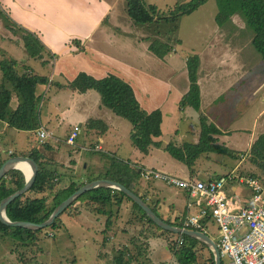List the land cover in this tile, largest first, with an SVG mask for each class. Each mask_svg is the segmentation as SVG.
Segmentation results:
<instances>
[{
    "label": "crops",
    "instance_id": "1",
    "mask_svg": "<svg viewBox=\"0 0 264 264\" xmlns=\"http://www.w3.org/2000/svg\"><path fill=\"white\" fill-rule=\"evenodd\" d=\"M9 1H12V4L11 7H9L10 13H8L12 14V16L14 17L12 18L19 24L36 32L43 43L48 47V49L56 55V58H54V60L50 62V64L53 63V66L51 67V71H49L48 73L42 71L41 68H44L46 66H43L40 61H34L35 64L39 63L38 67L32 65L33 68L35 70H38L40 74L50 76L51 84L41 85L39 87L38 93L41 96L46 94L45 97H42L40 103L41 124L39 128L42 127L48 130L51 136L48 137L49 139H41L37 134V130L39 128L33 131L20 130L14 127H10L7 121L0 119V151L2 152L0 153V157L6 160L11 157L10 155L12 152H15V149H3L2 147L1 138H4L11 128L12 131L16 132L17 134L32 135L31 138L29 136L30 141L28 140L29 143H26V149L21 153L27 155L33 149H37L46 157H50L54 164L49 167L54 170L56 169L58 177L55 179V182L59 181L60 183H58V185L60 184V186L62 187L68 186L72 180L77 184L83 183L84 185L88 182L96 180L93 177L97 175L102 176L103 174H105L109 170L108 168L111 165L113 159L128 162V164L132 168L136 167L137 169H156L155 167H150L148 165L139 163V161H132L130 158L137 159V155H133V153L129 151L126 155L128 156V158L125 157V155L121 156L118 153L117 155H115L116 152L120 151V145L123 143V140L117 137L113 139L111 146H109L111 150L105 151V147L100 143V140L101 137L108 132L111 124H115V126L120 131L124 132V136L126 138L131 137L133 126H128L126 122H124V120L120 118L117 119L110 112L103 113L100 99L95 100V98H92L96 96L95 94H91L89 92L90 90L86 92H80L81 94L77 95L72 91V88L64 87L67 89L66 91L62 92L61 96H58V104L60 105V107L62 105L65 109L61 107L60 111H58V108H56L55 104L51 103L50 95H48L47 90L49 86L55 83L67 84L69 81H72L80 72H86L96 78L105 77L109 73H115L122 77L123 75H130L131 73L136 72V70L138 69L134 66L138 68L139 66L137 64H134V60H131L130 57L133 55V47L129 52L127 49L130 43L133 44L134 50L139 48V45L135 46L134 40H136L135 42H137V44H140V38L139 36H134L132 40H130L128 39L129 36H126V31H124V29L127 28V24L131 25L130 18L126 17V22L125 20L118 18V16L115 15V3L111 2L110 0ZM0 3L2 4L3 1L0 0ZM14 11L16 12V16L13 15ZM236 16L241 18L239 14H235L232 16L234 17V19L231 18V20L235 23H238ZM2 22L3 21L1 20L0 24H2ZM3 23L6 27V22ZM125 23L127 24L125 25ZM240 23L243 24L244 20ZM1 27L2 26H0V29ZM9 32L11 33L10 30ZM122 32H124V36H119ZM0 34L3 35L0 36L1 45L4 39L7 42H14L15 40H17L16 36H8L1 31ZM12 34L13 33H11L10 35ZM237 40H240V38H237ZM245 43L247 44L248 41L246 40ZM1 45L0 47L3 48ZM20 46L21 45H19V47ZM145 48V52L149 53L150 50H148L146 46ZM3 49L6 50L10 55H14V53H12V51H10L7 47ZM231 62L228 61L227 63ZM234 63H231L230 65L233 66ZM222 64L228 66L225 63ZM24 65L25 61L22 62L21 66ZM141 70L143 71V69ZM129 82L133 86L134 90L136 89V96L144 109H146V107L144 106V102H152L154 98L159 95V91L153 89V83L148 79L139 84H135L131 81ZM186 84L187 85L183 89H180L178 91V110H180V101L182 99V96L189 87L188 82ZM171 88L169 89L170 92L172 91ZM234 89L235 87L232 85V83L227 87L228 91H231L233 95H236V92H233ZM240 96L241 94L239 95V97ZM15 98H17L18 101L20 100V98L17 96H15ZM74 98H76V101L78 99H80L81 101V106L80 108H77L78 111L75 114L76 116L84 118L83 123L79 121L78 123L74 122L73 124L69 125L70 123L68 122H59L64 120L66 118V115L73 110L72 99ZM91 100H94V105L96 104V106L94 107L91 113L92 115H90L89 119L99 118L104 120V122H106V124L108 125V129L103 133H100L95 129L86 127V124L89 120L87 119L86 112L87 109L90 108L88 104ZM167 100L168 98L164 99V104L167 102ZM162 106L163 105H159L150 110L146 109L148 111H151L160 108L163 112L162 135L159 137H154V140L156 142H159L161 145H153L150 148L149 153L144 154L137 148H135L132 143L133 147L141 154L160 156L163 155L164 152L168 153L164 149V146L172 141V139L170 138L173 137L175 140V137L179 132L177 129L178 125H176L173 129V134L171 133L169 134V137H165L163 124L165 122L166 115L164 114ZM16 107L17 105L15 106V108ZM14 109L10 110V112ZM263 111L264 107L261 109L260 113H262ZM168 116L175 117L176 113L168 112ZM209 121L215 123L211 119H209ZM65 125L67 126L63 127ZM76 125H79L81 127V131L76 137L74 143L70 144L67 140L72 134V128ZM216 125L223 132L222 134L215 135V137L218 139V143L221 145H225L234 155L228 152H207L206 154H202L198 157L192 169L189 167L186 168L185 166L180 167V170L183 173L186 172V176H179L172 173L168 174L183 178H199L205 181L216 179L218 176H229L231 174L236 175L237 173L239 174L238 169L244 164V161L246 159L242 154L250 150L252 142L259 134H257L256 132L254 133L253 129L250 131L251 136L248 147L245 151H243L241 149H236L239 147L228 146L225 143V140H223V138L225 137L224 135H229L227 136L229 139L228 142L231 141L230 143H232L233 145L237 144L238 140H236V135L234 133H238L239 130H241L240 128L236 127V129H234L236 131H233L231 128L221 127L218 124ZM223 126H228V124H225ZM186 132L189 133V131ZM195 133L196 131L194 132V134ZM85 135H87L88 142H86L85 140ZM93 138L96 140L94 141ZM195 138L196 136L193 135L189 141L180 139L177 142L175 141V143H196L197 141ZM61 143L68 144L70 146L69 151H64ZM113 150L115 151V154L111 152ZM94 152H102V155L105 156V158H108L106 160V163H103L98 157L92 155ZM214 154H221L222 156L215 157ZM233 162L234 165L230 170L225 172L220 171V166L223 167ZM202 175L206 176L207 179L201 178ZM102 178L106 177H101L100 179ZM156 180L154 179L144 181L138 178L137 181H132V183L134 182L133 191L138 195L145 197L148 204H157L159 213L161 212V214L168 219H175L180 214H183L180 213L178 215H174V212L172 211L173 203L175 201H181V203L184 204V211H186V209H188L187 203L189 200L187 192L179 188L182 193L174 192L173 197L167 195V198H164L166 195L165 193L158 190V186L154 182ZM227 187L228 189L226 193L229 192L227 193L228 199L233 203L234 206L240 207L249 203L251 192L246 185L230 180L226 184L225 189ZM179 197L184 198L179 199ZM120 207L118 205L113 206L114 216L109 221L104 215L102 216L86 212L83 206L81 207V213L79 215H76L77 217L80 216L79 218L81 219V224L78 226V232L80 234H86V237L83 236L82 238L84 240V243H90L98 246L99 250H97V252L95 251L94 257L96 258V260L98 259V261L99 259L102 260L99 261V264L116 263L117 261L115 257L117 256L118 249H123L125 253H128L130 249V252L136 254L137 258H134L133 261L129 262V264H140L143 260H145L146 263L148 262V264H174L172 261L174 258L171 251L169 250V246L166 243L165 237L159 235L149 237L146 230L147 226L143 224L144 221L142 220L130 223V217L136 212V209H133L131 202L124 200ZM123 207L125 208V210H123ZM72 209L71 211H73ZM194 209L196 210L197 208L195 207ZM122 211L124 212L122 213ZM71 215L74 216L73 214ZM123 218L127 219V225H123V221H120ZM127 256L128 254L124 256L125 264L127 261H129V258Z\"/></svg>",
    "mask_w": 264,
    "mask_h": 264
},
{
    "label": "trees",
    "instance_id": "2",
    "mask_svg": "<svg viewBox=\"0 0 264 264\" xmlns=\"http://www.w3.org/2000/svg\"><path fill=\"white\" fill-rule=\"evenodd\" d=\"M208 0H189L184 3H177L174 8L162 12L155 4L147 3L146 0H127V12L131 19L142 27L149 28L154 25L168 26L172 34H176L179 29L180 19L184 15H189L197 10ZM219 11L216 15V22L222 26L229 21L233 15L239 14L243 16L248 25L253 29L254 36L252 45L261 54L264 60V0H217ZM0 16L5 19L8 29L14 35L18 36L16 43L21 45L32 60L41 61L43 66L56 58L48 47L40 39L39 35L16 22L2 7L0 3ZM165 26V27H166ZM175 36H169V40H173ZM178 41V40H177ZM152 51L161 56V48L158 43L151 46ZM201 59L196 53L188 56L186 65L188 73V90L182 96L180 101V109L192 107L196 111L201 110V86L199 83V68ZM19 62L13 58L6 50L0 47V70L2 77L0 81V119L8 122L10 127L20 130H36L40 127V103L42 96L38 93L41 85L51 84L50 76L38 73L33 66L25 62L20 70ZM58 86L64 88L69 87L79 92H86L90 89L98 91L101 97V102L104 106L110 108L117 115L127 119L133 126L131 135L132 143L140 152L147 154L153 145H161L154 140V137L162 135L163 112L160 108L148 111L144 109L138 100L135 90L129 81H126L121 76L115 73H109L105 77L96 78L86 72H80L72 81L67 84L58 83ZM15 96L20 98L17 107L10 112L9 107ZM87 127L95 129L100 133L108 129V125L104 120L99 118H90L87 122ZM200 138L196 143L183 142L175 143L170 141L164 146V149L178 161H182L189 168H193L196 160L203 153L207 152H230V149L225 145L218 143L215 135L222 134V130L213 122H210L207 115L200 113L199 116ZM25 155L12 152L10 156ZM27 155L34 158L39 164V170L36 180L32 188L25 194L14 199L6 208V214L12 221H31L41 223L46 221L55 208L72 193L81 188L84 184H77L75 181L62 187L59 181L55 182L58 177L56 169H52L54 162L50 157H46L37 149H33ZM247 157L246 163L255 165L243 169L242 166L238 169L239 174L233 178V182H239L238 178L246 174L252 178L258 179L264 185V133L259 134L251 144L250 150L242 154ZM5 159L0 157V167ZM246 161V159H245ZM244 161V162H245ZM109 170L101 175L94 176V179L106 177L124 184L126 187L134 190V182L137 181L140 175L139 169L132 168L128 162L118 161L113 159ZM243 169V170H241ZM252 169V170H251ZM221 176H218L219 178ZM26 183L25 174L14 169L8 172L0 181V203L1 201L22 188ZM48 191V192H47ZM30 192H36L39 196H31ZM251 192V191H250ZM48 193V194H47ZM145 200L146 198L143 197ZM124 200L132 203L133 209H136L135 214L130 217V223L135 220L144 221L147 226V232L157 231L152 235H160L168 240L169 250L177 258L179 264H198L199 246L207 249L209 256L207 261L210 264H215L213 252L208 246L200 240L188 236L186 234L174 233L158 226L145 212V210L131 199L126 193L111 187H97L83 193L76 199L65 211H70L71 214L77 215L81 213L83 206L86 212L96 215H104L109 221L114 216L113 206L119 207ZM80 204V205H79ZM81 206V207H79ZM152 209L159 215L157 204H150ZM73 208V209H72ZM121 208V207H120ZM71 209L73 211H71ZM191 210L186 209L183 214H180L175 219H164L179 227H184L186 216ZM118 213V212H117ZM60 214L55 221L48 227L32 230L20 226H10L5 224L0 219V236L17 241V245H33L38 240L39 234L49 228L57 229L61 226ZM204 225L210 229L214 227L210 217L202 220ZM194 229V228H189ZM48 234V232H46ZM175 237V238H174ZM183 242L180 243V238ZM148 248V247H147ZM118 255L115 257L118 264H125V255L128 254L129 264L134 258H137L135 253H125L123 249H118ZM141 254V253H139ZM24 260L23 256L19 257ZM32 262L30 259L27 263ZM114 263V264H117ZM43 264V263H34ZM66 264H76V259ZM140 264H148L145 260Z\"/></svg>",
    "mask_w": 264,
    "mask_h": 264
},
{
    "label": "rangeland",
    "instance_id": "3",
    "mask_svg": "<svg viewBox=\"0 0 264 264\" xmlns=\"http://www.w3.org/2000/svg\"><path fill=\"white\" fill-rule=\"evenodd\" d=\"M2 1L3 9L7 13H10L9 7H11L12 1ZM110 1L115 3V15L118 16V18L125 20V22L126 17L130 18L131 25L125 23V25L127 24V28L124 29V31H126V36H129L128 39L132 40L134 36H139L140 38V44H137V42H135L136 40H134L135 46L139 45V48L134 50L133 44L130 43L127 49L129 52L133 47V55L130 57L131 60H134V64H137L139 68L134 66L138 70L130 75H123L122 78L135 84H139L148 79L153 83V89L159 91V95L155 97L152 102H144V106L146 109L150 110L159 105H163L162 109L166 115L163 124L165 137H169V134L173 132L174 127L178 125L177 129L179 132L175 137V140L173 137L170 138L173 142H177L180 139L189 141L193 135L196 136L195 139L198 142L200 137V113L206 114L209 119L213 120L221 127H228L233 131H236L234 130L236 127L240 128L241 130H239L238 133H234L236 135V140H238L237 144L233 145L230 143L231 141L228 142L229 139L227 136L229 135H224L225 137L223 138L228 146L239 147L236 149H241L243 151L247 149L251 136L250 131L252 129L254 133H264V111L260 113L261 109L264 107V61L262 60L261 54L252 45L251 39L254 36V31L248 25L243 16L240 15L244 20L243 24L240 23L243 20L236 16L238 23H235L230 19L224 25L220 26L216 22V15L219 11L217 0H208L193 13L182 16L177 33L172 34L169 27L166 25V27L164 25H154L149 28L148 26L142 27V25L136 24L127 12V0ZM146 1L147 3L155 4L160 10H162V12H166L167 10L174 8L177 3H184L189 0ZM9 15L13 17L12 14ZM13 15L16 16L15 11ZM0 18L5 22L4 18ZM232 19H234V17H232ZM3 22L0 24V26H2L0 29L1 32L8 36H16V38H18V36L20 37V35H10L12 32L10 33L7 29V23L5 27ZM0 36L3 35L0 34ZM119 36H124V32ZM169 36L175 37L173 40H169ZM237 38H240V40H237ZM246 40L248 41L247 44L245 43ZM10 42H7L4 39L2 45L1 43L0 45L3 48L7 47L12 53H14L15 56H11L19 62V65H22V62L25 61L28 62V64H31V66H39V63L35 64V60H32L29 57L23 47L20 46V48L15 41ZM156 43H158L162 49L160 52L161 56L157 55L152 49H150L151 46ZM145 46L150 50L149 53L145 52ZM192 53L198 54L201 59L199 81L202 88V106L200 112L192 107L178 110V91L187 85L188 73L186 61L188 56ZM228 61H232L231 63H234L235 61V65L233 64L234 67L230 65L231 63H227ZM222 63H225L228 66H225ZM52 66L53 63H48L46 67L40 68L43 72L48 73L51 71ZM140 68L143 69L144 72ZM22 69L23 67L21 66L20 70ZM36 71L38 72V70ZM1 77L2 72L0 70V81ZM231 83L235 87L233 92H236V95H233L231 91L227 90L228 85ZM170 88L172 90L171 92L169 91ZM66 89L67 88H60L58 83L49 86L47 89L48 95H50V101L52 104H55L58 111H60L61 107L65 109L62 105L60 107L58 104V96H61L62 92L66 91ZM72 91L77 95L81 94L77 90L73 89ZM89 92L95 94L96 97L92 98H95V100L100 99L101 101L100 94L97 90L90 89ZM240 94L241 96L239 97ZM45 96L46 94L42 97ZM166 98H168V100L164 104V99ZM72 100L74 101H72L73 110L66 115L64 120L59 122H68L70 123L69 125L74 122L78 123L79 121L83 123L84 118L76 116L75 114L78 111L77 108H80L81 106V101L80 99L76 101V98ZM19 101L17 98L13 99L10 103L9 110L14 109L15 106L19 104ZM88 105L90 108L87 109L86 112L87 119L92 115L91 113L96 104L94 105V100H91ZM101 107L103 113L110 112L117 119L120 118L124 120L128 126H132L130 121L112 113L113 111L106 106L104 107L102 102ZM168 112H174L176 113V116H168ZM225 124H228V126H223ZM66 126L67 125L63 127ZM74 127L72 128L71 133L73 132ZM186 131H189V133ZM195 131L196 133L194 134ZM124 134L125 133L120 131L115 124H111L108 132L101 137L100 143L104 145L105 151H110L111 149L109 146H111L113 139L117 137L122 139L123 143L120 145V151L116 152V154L114 150L111 151L115 155L118 153L119 155H125V157L128 158L126 155L129 151L133 153V155H137V159L130 158L132 161H139V163L155 167L156 169L167 173L186 176V172L183 173L180 170V167L182 166H185L186 168L188 167L185 163L172 158L169 153L165 152L160 156L141 154L133 147L131 137L126 138ZM29 136L31 138L32 135L17 134L10 128L6 136L1 138L2 147L3 149H15V152L21 154V152L27 147L26 143H29L30 141ZM85 136V140L88 142L87 135ZM93 140L95 141L96 139L93 138ZM61 145L64 151H69L70 146L68 144L61 143ZM0 153L2 152L0 151ZM92 155L98 157L103 163H106V160L108 159L102 155V152H94ZM214 156L221 157L222 155L214 154ZM247 160L248 158L246 157V161L242 165L243 169L251 166L256 168L255 165H250L249 162L246 163ZM233 165L234 162L223 167L220 166L219 168L220 171L225 172L230 170ZM237 175L238 173L236 175L234 174L235 177ZM244 175L246 176V174ZM201 178L207 179L206 176L203 175ZM156 181L154 182L158 186V190L166 195L164 198H167V195L173 197L174 192L182 193L179 188L169 186L161 180ZM227 189L228 187L226 188V191ZM29 194L33 197L40 195L36 192H30ZM183 198L184 197H179V199ZM123 210H125L124 207ZM172 211L174 212V215L183 213L184 204H182L181 201H175L173 203ZM123 212L124 211H122V213ZM79 214L80 213L77 215ZM79 217L76 215L72 216L70 211L62 214L60 219L61 226L57 229L49 228L41 232L38 240L34 242L33 245L19 246L16 244L17 241L9 238H2L0 236V264H66L73 259H76V264H99V261L102 260L99 259L98 261V259L96 260L94 257L95 251L97 252V250H99L98 246L84 243L82 238L83 236L86 237V234H80L78 232V226L81 224V219ZM162 217L164 216L162 215ZM164 218L168 219L167 217ZM169 219L171 220L174 218ZM120 221H123V225L128 224L126 218H123ZM212 230H214V228H212ZM212 230L209 232V236L216 241L215 232ZM46 232H48V234ZM151 232L154 234L157 233V231ZM151 232H147L148 236H155L152 235ZM165 240L168 245L166 237ZM198 254V264H210V262L207 261L209 256L207 249L200 245ZM20 256H23L24 260H20ZM173 258V263L179 264L174 255ZM30 259H32V262L27 263Z\"/></svg>",
    "mask_w": 264,
    "mask_h": 264
},
{
    "label": "built area",
    "instance_id": "4",
    "mask_svg": "<svg viewBox=\"0 0 264 264\" xmlns=\"http://www.w3.org/2000/svg\"><path fill=\"white\" fill-rule=\"evenodd\" d=\"M80 131L81 127L76 125L68 143L73 144ZM37 134L41 139L51 136L42 127L37 130ZM139 171L142 180H161L187 192V206L191 211L184 221L185 228L191 227L209 235L212 229L206 227L202 220L211 218L221 264H264V185L260 180L250 176L238 178L241 184L249 188L251 197L247 205L236 207L229 201L225 189L228 181L235 177L234 174L205 181L183 178L152 168H139Z\"/></svg>",
    "mask_w": 264,
    "mask_h": 264
},
{
    "label": "water",
    "instance_id": "5",
    "mask_svg": "<svg viewBox=\"0 0 264 264\" xmlns=\"http://www.w3.org/2000/svg\"><path fill=\"white\" fill-rule=\"evenodd\" d=\"M20 163L27 164L30 168V174L29 176L26 174V172L18 167ZM19 169L21 170L25 176H26V183L25 185L20 188L19 190L15 191L14 193L10 194L9 196L5 197L1 203H0V219L2 222H4L7 225L10 226H20L32 230H38L45 227L50 226L55 219L62 214L66 208H68L76 199H78L83 193L92 190L97 187L105 186V187H111L117 190H121L124 193H126L131 199H133L137 204H139L147 213V215L160 227L170 230L174 233L178 234H186L188 236H191L193 238H196L200 240L201 242L205 243L210 250L214 254L215 258V264H221V255L220 251L217 247L216 242L212 237L207 235L204 232H201L199 230L195 229H189L185 227H179L176 225H172L168 222H166L161 216H159L146 202V200L138 195L136 192L131 190L130 188L126 187L124 184L117 182L112 179L102 178V179H96L94 181L88 182L85 185H83L81 188L76 190L74 193H72L68 198H66L64 201H62L52 212L50 217L41 223H35L31 221H12L9 219V217L6 214V208L8 204H10L14 199L17 197L27 193L33 186L37 173L39 170V164L38 162L32 158L31 156L27 155H16L11 156L8 159H6L3 164L0 167V181L1 179L8 174L11 170Z\"/></svg>",
    "mask_w": 264,
    "mask_h": 264
},
{
    "label": "bare ground",
    "instance_id": "6",
    "mask_svg": "<svg viewBox=\"0 0 264 264\" xmlns=\"http://www.w3.org/2000/svg\"><path fill=\"white\" fill-rule=\"evenodd\" d=\"M18 167L26 172V174L29 176L30 174V168L27 164L20 163Z\"/></svg>",
    "mask_w": 264,
    "mask_h": 264
},
{
    "label": "clouds",
    "instance_id": "7",
    "mask_svg": "<svg viewBox=\"0 0 264 264\" xmlns=\"http://www.w3.org/2000/svg\"><path fill=\"white\" fill-rule=\"evenodd\" d=\"M160 171V170H159ZM139 178H140V176H139Z\"/></svg>",
    "mask_w": 264,
    "mask_h": 264
}]
</instances>
